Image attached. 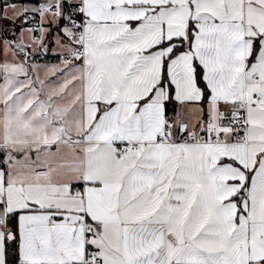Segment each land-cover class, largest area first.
Here are the masks:
<instances>
[{
	"label": "snow or ice",
	"instance_id": "snow-or-ice-1",
	"mask_svg": "<svg viewBox=\"0 0 264 264\" xmlns=\"http://www.w3.org/2000/svg\"><path fill=\"white\" fill-rule=\"evenodd\" d=\"M15 11L64 79L0 65V264H264V0Z\"/></svg>",
	"mask_w": 264,
	"mask_h": 264
},
{
	"label": "rangeland",
	"instance_id": "rangeland-1",
	"mask_svg": "<svg viewBox=\"0 0 264 264\" xmlns=\"http://www.w3.org/2000/svg\"><path fill=\"white\" fill-rule=\"evenodd\" d=\"M25 4V6L32 8L33 6L30 5L27 2H16L13 3L12 0H0V17L7 16L8 19L5 20L3 18H0V32L2 28V23L4 24V37H1L0 33V65L7 62H19V61H25L27 65L30 66L31 72L30 75L33 80H35L37 77H39V80L36 81V87L41 88V84L39 81H44L43 86V92L53 91L54 89H57L58 86L62 83L61 77H59V66L61 64L53 65V64H46L50 60V56L48 54L44 55L45 53H50V46L49 41L50 38L46 37L44 40V44L47 46L46 50L43 46H37L32 45L33 36L32 34L27 30V28L24 29L23 33L19 30L21 21H17L16 23H13V20L15 19V15L17 14L15 10H18L20 8L21 4ZM13 5L15 6V10L13 8ZM15 30V35H13V32ZM55 30H51V33ZM19 40L20 42L24 43L25 45H32V47L29 49V55L27 58H25V55L20 50L16 49L14 46L15 42ZM58 40V33L56 32L54 35V41L55 43ZM6 42H9L13 44V47H6ZM58 45H60L57 42ZM63 53H60V61L62 62ZM35 57L39 59H42L43 56L47 57L48 60H44L43 63L37 62L34 63L32 60V57ZM34 59V58H33ZM41 61V60H40ZM47 61V62H46ZM55 72L57 74H55ZM23 79V77H21ZM3 83L2 74H0V84Z\"/></svg>",
	"mask_w": 264,
	"mask_h": 264
},
{
	"label": "crops",
	"instance_id": "crops-1",
	"mask_svg": "<svg viewBox=\"0 0 264 264\" xmlns=\"http://www.w3.org/2000/svg\"><path fill=\"white\" fill-rule=\"evenodd\" d=\"M28 3L30 5H32V6H34L35 1H28ZM44 27H47V21H45V26ZM56 32L57 31L55 29L52 33H50L48 36H46V37L50 38V41H49L50 50H48V51H50V53L48 52V53H45L44 55L48 54L50 56L49 57L50 61L49 62L46 61L47 62L46 64H53V65L54 64L57 65L59 63L61 64V66H59V68H58L59 72H60V69H62L64 67L62 62L60 61V53H63L64 55H65V53L62 50L61 45H58L57 42L55 43V41H54V35H55ZM31 61H33L34 63H37V62L43 63L44 62V60L40 61V60H38V58L35 59V57H32ZM55 74H57V73L55 72ZM59 77H61V79L63 81L64 77L61 74V72L59 74ZM50 92H52V91H48V92L45 91L44 93H50ZM68 102H70L69 99L67 97H65V99L63 101H57V104L59 106H63L65 103H68ZM189 119H191L193 122H195V120L197 119V112L195 111V109L190 110Z\"/></svg>",
	"mask_w": 264,
	"mask_h": 264
},
{
	"label": "built area",
	"instance_id": "built-area-1",
	"mask_svg": "<svg viewBox=\"0 0 264 264\" xmlns=\"http://www.w3.org/2000/svg\"><path fill=\"white\" fill-rule=\"evenodd\" d=\"M41 2H43V0H41ZM44 26H45V22H44ZM26 28H34L37 31L35 32L36 36H39V28H40V23H39V17L35 16V18H32L30 16V23L26 26ZM33 36V33H31Z\"/></svg>",
	"mask_w": 264,
	"mask_h": 264
},
{
	"label": "trees",
	"instance_id": "trees-1",
	"mask_svg": "<svg viewBox=\"0 0 264 264\" xmlns=\"http://www.w3.org/2000/svg\"><path fill=\"white\" fill-rule=\"evenodd\" d=\"M12 1H13V3H16V2L35 1V0H12ZM0 33H1V37H4V24L3 23H2V28H1V32ZM39 60H41V61L48 60V58L43 56V58L39 59ZM169 115H172V113L170 112Z\"/></svg>",
	"mask_w": 264,
	"mask_h": 264
},
{
	"label": "water",
	"instance_id": "water-1",
	"mask_svg": "<svg viewBox=\"0 0 264 264\" xmlns=\"http://www.w3.org/2000/svg\"><path fill=\"white\" fill-rule=\"evenodd\" d=\"M15 45V44H14ZM16 49H18V48H16ZM19 50V49H18Z\"/></svg>",
	"mask_w": 264,
	"mask_h": 264
}]
</instances>
